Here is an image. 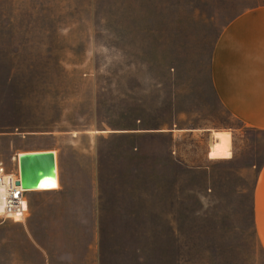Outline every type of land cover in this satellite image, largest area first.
Here are the masks:
<instances>
[{
  "label": "rangeland",
  "instance_id": "obj_1",
  "mask_svg": "<svg viewBox=\"0 0 264 264\" xmlns=\"http://www.w3.org/2000/svg\"><path fill=\"white\" fill-rule=\"evenodd\" d=\"M260 5L0 0V164L56 151L62 188L0 216V264H264V132L210 81L222 27ZM212 131L231 134L230 159L208 158Z\"/></svg>",
  "mask_w": 264,
  "mask_h": 264
},
{
  "label": "crops",
  "instance_id": "obj_2",
  "mask_svg": "<svg viewBox=\"0 0 264 264\" xmlns=\"http://www.w3.org/2000/svg\"><path fill=\"white\" fill-rule=\"evenodd\" d=\"M210 81L230 116L245 127L264 132V5L239 13L222 27L210 54ZM43 151L50 150L35 152ZM61 189L60 185L56 191ZM253 219L264 248V167L254 190Z\"/></svg>",
  "mask_w": 264,
  "mask_h": 264
},
{
  "label": "water",
  "instance_id": "obj_3",
  "mask_svg": "<svg viewBox=\"0 0 264 264\" xmlns=\"http://www.w3.org/2000/svg\"><path fill=\"white\" fill-rule=\"evenodd\" d=\"M20 182L24 190L37 189L45 178L53 177L56 157L52 152H27L19 157Z\"/></svg>",
  "mask_w": 264,
  "mask_h": 264
},
{
  "label": "bare ground",
  "instance_id": "obj_4",
  "mask_svg": "<svg viewBox=\"0 0 264 264\" xmlns=\"http://www.w3.org/2000/svg\"><path fill=\"white\" fill-rule=\"evenodd\" d=\"M210 149L208 151V158L211 160H223V159H230L231 158V145H232V138L231 134L226 131H212L210 133ZM47 152V151H44ZM55 154L54 151H49ZM27 153V152H25ZM24 153L17 155L16 162L18 164V168L16 169V174L21 175V170L19 166V157L22 156ZM59 178L58 173L56 174V167L53 177L45 178L40 183L39 188L33 190H27L28 192H44V191H54L59 189ZM4 197L5 191L4 189L0 188V214L3 211L4 207ZM20 219L17 218V223Z\"/></svg>",
  "mask_w": 264,
  "mask_h": 264
},
{
  "label": "built area",
  "instance_id": "obj_5",
  "mask_svg": "<svg viewBox=\"0 0 264 264\" xmlns=\"http://www.w3.org/2000/svg\"><path fill=\"white\" fill-rule=\"evenodd\" d=\"M18 182H20L19 174H9L0 164V188L5 191L4 207L0 216L14 222L17 221V218L20 219L19 222L23 221L28 214L26 198L28 191L18 185Z\"/></svg>",
  "mask_w": 264,
  "mask_h": 264
}]
</instances>
